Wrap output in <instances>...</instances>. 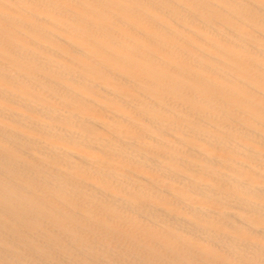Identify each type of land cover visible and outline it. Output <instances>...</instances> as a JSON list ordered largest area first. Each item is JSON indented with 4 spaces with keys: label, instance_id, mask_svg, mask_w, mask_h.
I'll use <instances>...</instances> for the list:
<instances>
[{
    "label": "bare ground",
    "instance_id": "6f19581e",
    "mask_svg": "<svg viewBox=\"0 0 264 264\" xmlns=\"http://www.w3.org/2000/svg\"><path fill=\"white\" fill-rule=\"evenodd\" d=\"M0 264H264V0H0Z\"/></svg>",
    "mask_w": 264,
    "mask_h": 264
}]
</instances>
